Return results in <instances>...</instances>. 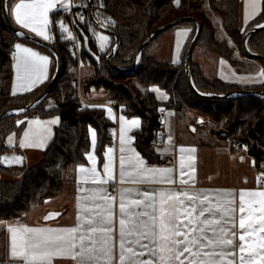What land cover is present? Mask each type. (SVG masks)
<instances>
[{
	"label": "trees",
	"instance_id": "16d2710c",
	"mask_svg": "<svg viewBox=\"0 0 264 264\" xmlns=\"http://www.w3.org/2000/svg\"><path fill=\"white\" fill-rule=\"evenodd\" d=\"M91 2L93 7H100L103 14L113 16V31L119 43L110 62L118 68L131 67L137 48L156 28L179 17H193L201 27L193 48V51L198 49L200 57L209 58L213 53L226 61L237 73H246L258 63L264 73V62L247 57L241 47L244 32L264 22V0H261L259 14L244 30L241 29L239 22L240 0H179V3L177 0H91ZM213 15L218 17L219 26H215ZM61 22L67 28L66 12L57 11L50 14L51 40L48 43L57 52L61 63L60 74L53 89L31 110L18 115H6L0 119V264H19L6 256L4 245L6 223L22 220L33 206L42 204L62 191L67 172L84 162V154L89 148L87 129L91 127L96 132V152L99 161L102 160L104 147L110 143L108 132L111 124L105 119L103 111L86 107L82 111L76 109L79 105L75 95L76 64L67 49L68 41L63 40L64 33L59 27ZM11 24L13 25L12 22ZM182 25L191 26L193 30L178 64L161 63L156 60L154 51L162 33L142 50L134 70L118 72L106 63L107 50L103 53L98 52L93 37V29L97 28L89 19L77 22L80 61L92 67V75L81 82L82 95L87 96L93 90H103L115 109H119L126 117H137L140 120V128L134 133V144L149 164L157 163L151 147L157 140L160 127L157 115L160 103L148 90L149 87L156 86L167 95L164 106L173 108L179 118L190 113L200 119L204 131L216 140L226 142L230 151L242 146L247 147L248 154L258 166L264 159V97L244 95L205 98L197 95L189 86L184 70V56L194 34L195 24L183 22L169 30ZM219 33H222V37L218 36ZM109 36L111 39L108 48L113 43V37ZM19 41L48 53L52 57L53 66L46 83L32 92L9 96L11 64L9 54L14 51L15 44ZM85 44L96 58L85 50ZM246 46L249 52L264 57V29L251 34ZM236 53L242 57L241 60ZM54 67L55 60L46 48L7 31L0 5V113L32 102L47 86ZM188 70L192 85L199 93L228 95L243 90L264 91V82L260 85L241 86L217 78L210 79L192 58ZM52 116L59 118V125L54 129L52 141L43 151L41 162L33 167H26L23 163L17 165L6 163L4 158L16 151L15 148L5 145L6 137L11 133L18 136L24 128V124L17 127L16 121L21 118ZM221 131L226 133L223 138L217 136Z\"/></svg>",
	"mask_w": 264,
	"mask_h": 264
},
{
	"label": "crops",
	"instance_id": "0c3cea01",
	"mask_svg": "<svg viewBox=\"0 0 264 264\" xmlns=\"http://www.w3.org/2000/svg\"><path fill=\"white\" fill-rule=\"evenodd\" d=\"M19 0H11L9 8ZM65 4L69 5V0H64ZM69 7V6H68ZM67 8L61 7L59 3L51 10L43 13V18L50 22V14L57 11L63 13L67 11ZM260 3L255 7L251 3L245 4V0H240L239 6V22L242 30L251 22L260 12ZM9 19L19 30L32 36L38 40L49 42L41 37L36 36L30 29H24L18 25L15 21V17L7 9ZM247 14V22H245V15ZM38 28H41L45 34L50 35L49 25L44 28L43 21L37 24ZM98 30V29H97ZM193 28L191 26H178L172 29L167 34H162L156 49L154 51L156 60L161 63L178 64L180 62L183 48L189 40L192 34ZM100 31V30H98ZM103 34H106L100 31ZM109 39L104 43V50L108 49L110 42L109 34H106ZM16 44L22 45L20 49L14 47L13 55L11 57L10 64V81L8 94L9 96H17L34 91L44 83H46L50 76L53 66L52 57L42 51L41 49L27 44L25 42H17ZM15 44V45H16ZM24 48H30L34 52L43 56L49 57V62L45 66L43 75L48 79L35 80V76L32 77L35 83H31L30 80L24 76L22 64L26 57L30 56V53L23 51ZM98 48V47H97ZM103 50V51H104ZM98 51L103 52L98 49ZM36 59V58H33ZM40 63V61H36ZM83 65V66H81ZM215 76L227 83H234L238 85L254 86L260 85L264 82V75L262 71H259L253 77L236 74L232 67L223 59H218L216 65ZM92 75V67L89 64L79 62L75 68V84L76 92L79 97L85 102V107L88 109H100L103 111L105 119L111 124V129L115 136L109 137L110 143L106 145L102 151V160L99 161V157L96 152V144L93 148L91 143V135L89 127L87 129L89 148L84 154V162L71 168L65 175V182L62 191L55 197L45 200L42 204L33 206L20 221H10L5 225V251L9 260L18 262L19 264H32L31 258L29 261H23L21 259L13 258L11 255V233L8 231L9 227L19 228L25 226L28 228L47 229L50 230V234L55 235L56 230L70 229L78 227V232L75 234L63 233L66 237L69 235L79 236L81 233H86L88 224L87 220L91 218L98 211L107 212L110 209L112 218V232L110 233V247L111 253L108 256H101L98 260L93 261L92 264H121L120 257V219H125V238L127 240H139V244L130 245L125 244V262L128 264L129 258L132 257L135 260V264H140L141 261H147L148 264H241L239 252V236L242 233L240 229L239 220L241 216L245 219V228L251 232V236L246 238V245L250 244L253 248H257L264 243L261 241V237L264 236V232L260 231V225L264 220V197L253 195L260 191H264V177L261 176L264 173V159L258 166L255 165L254 159L248 154L247 150L238 148L235 151H230L226 144L222 141L212 140L208 143L197 142H179L176 134V117L173 112H168L165 116L164 123L159 127L157 140L152 144V152L157 158V163L149 164L141 156L136 149L134 141V133L139 130L140 125L133 126L129 121L138 119L137 117H126L124 121L125 128V145H124V179L121 181V145L119 141L120 134V121L119 117L123 115L119 109H115L112 103L107 100V93L103 90H93L87 96L82 95L80 83L89 78ZM158 89L159 91H153ZM148 90L153 93L155 99L160 103L159 107H165L164 104L167 101V95L156 86H151ZM15 92V94H13ZM108 109H111L109 112ZM124 116V115H123ZM57 116L48 118H21L25 121L24 128L18 136L14 133L9 134L5 139V145L9 148H15L16 151L7 155L4 160L9 164L23 163L26 167L37 166L42 159V154L47 145L52 141L54 129L59 125H45L43 123H33L29 125L27 121H49ZM139 120V119H138ZM140 121V120H139ZM47 127L50 129L49 138L42 146H29V138L23 136L24 130H28L30 134L32 132L41 130ZM93 129V128H91ZM108 132V133H109ZM96 133V132H95ZM167 135L166 140H162L161 135ZM109 136V135H108ZM12 137L11 140L8 138ZM132 137L134 139H129ZM170 138V139H169ZM21 140L24 141L25 147L19 146ZM111 148L112 151L108 152ZM135 149V153H139V158L143 159L145 165L152 168H172L173 171L166 174L171 177L173 183H167L160 179L159 176L152 182L145 180L141 182L140 179L133 181L132 176L129 175L131 169L129 168V158H135V153L132 152ZM91 152L92 159H86V154ZM107 153V156H105ZM20 157L21 159H16ZM109 164L107 174L103 169L104 163ZM84 165L85 168H96L97 176L101 179L108 180L107 184H93L91 178L86 176L85 173L80 172L79 166ZM151 176V174H146ZM111 177L112 179H108ZM258 177L261 179L258 180ZM181 179L187 181V184H181ZM98 188L106 189V193L113 197L110 203H106L100 199L101 193L94 191ZM92 189L93 191H89ZM122 190H132L131 192L125 191V210L126 213L132 207L130 205L129 197L142 198L135 195L136 192H142L145 190H155L153 197L156 204L155 215L157 217L155 221V227H153V221L151 217H143L148 221V228H138L132 235H129V229L131 227L129 216L123 215L120 212L121 192ZM171 190L177 192L181 190H187L190 195H196L197 200L195 202L197 211L188 215L190 211L188 207L192 202L188 201L186 197L180 196L169 201L160 196V192L163 191L166 194ZM244 192L243 204L245 212L241 213L240 209V192ZM203 195L209 197V201L206 202L213 207H218L221 210L230 207L232 209L230 213L231 222L225 227L232 228L235 231V237H232L229 233L224 238H233L234 243L237 245L234 256L225 257H203L194 256L192 253L197 251L196 246L192 245L190 241L193 237L199 234L198 229L200 227L207 226L201 225L200 220L204 219L199 216V199L203 198ZM179 200H183L184 204L178 203ZM231 201V204H228ZM100 204L101 208L97 209L96 205ZM176 204L179 208V212L176 214L178 219L175 221V225H169L163 230L160 229L159 219L161 214L167 215L171 205ZM151 211V209H149ZM207 216V214H205ZM219 217V213L217 218ZM47 218V219H46ZM227 219V217H226ZM219 227V226H217ZM197 229V231H193ZM180 232L182 235H177ZM141 233H149L147 236ZM98 235V234H97ZM206 235L211 236L210 231H206ZM222 235V234H221ZM182 241L183 243H177ZM79 244V241H76ZM141 244H147V248L140 247ZM187 244L192 249L190 253L183 252L184 246ZM98 246V245H97ZM132 247L135 256L132 253L127 252V248ZM212 246L204 249V251H210ZM76 250H79L78 248ZM216 251H220L219 248ZM249 249L246 247L245 255L247 257ZM143 253V255H140ZM51 264H79V258L73 259L71 256H54Z\"/></svg>",
	"mask_w": 264,
	"mask_h": 264
},
{
	"label": "snow or ice",
	"instance_id": "6c2138e0",
	"mask_svg": "<svg viewBox=\"0 0 264 264\" xmlns=\"http://www.w3.org/2000/svg\"><path fill=\"white\" fill-rule=\"evenodd\" d=\"M10 0H4L3 6L10 11V13L15 17V21L18 25H20L24 29H30L36 36L41 37L44 40H49L51 37L48 34L37 27V24L43 21L44 28H47L49 25V21L43 18V13L47 11H51L57 3L60 4L61 7L67 8L69 5L64 3V0H19V2L14 3L13 6L9 8ZM179 3V0H177ZM251 3L253 7L256 4L260 3V0H245V4ZM80 21H84V17L80 16ZM245 22H247V14L245 15ZM55 23V22H52ZM102 27L105 25L101 24ZM61 27L63 28V22H61ZM258 27H264V25H258ZM65 31L67 29H64ZM18 36H24V32L17 33ZM87 39V38H86ZM102 39L107 41L109 39L108 36H103ZM15 47L20 49L22 45L16 44ZM100 50H104V45H100ZM24 52L30 53L29 57H26L23 60L22 68L24 72V76L26 79L30 80L31 83H35V80H40L41 76L43 79H48L47 76L43 75L45 66L49 62L48 56L40 55L37 52H34L30 48H24ZM36 58V59H33ZM40 61L37 63L36 61ZM139 59V57L137 58ZM264 75V73H262ZM35 76V80L32 77ZM153 91H159L158 89H154ZM15 94V92L13 93ZM18 112L25 111L24 109L17 110ZM110 112L111 109H108ZM125 116L121 115L119 117L120 121V134H119V141H120V151H121V172L120 178L121 181L124 179V145H125V128H124V121ZM59 122V118H53L49 121L39 122V121H27L29 125L33 123H43L45 125H56ZM25 121L17 120L16 125L19 127L21 124H24ZM129 123L133 126H139L140 121L138 119H133L129 121ZM195 129H193L194 131ZM91 135V143L93 148L95 147L96 143V133L94 129H89ZM50 129L47 127L32 132L28 130H24L23 136L29 138V146H42L44 145L45 141L49 138ZM9 140L12 137L8 138ZM129 139H134L129 137ZM170 139V138H169ZM19 146L21 148L25 147V143L21 140ZM112 149L109 148L108 152H111ZM132 152L135 153V149H132ZM107 156V153H105ZM16 159H21L20 157H16ZM86 159H92V153L89 152L86 154ZM129 168L131 172L129 173L132 176L133 181L135 182L137 179H140L141 182L147 180L148 182H152L155 180L157 176L160 177L161 180L166 181L167 183H173L174 181L171 179L170 176L166 175L173 171L172 168H152L145 165L143 159L139 158V153H135V158H129L128 161ZM109 168V164L107 162L104 163L103 169L105 174H107V170ZM80 172L85 173L86 176L91 178V182L93 184H107L108 180L101 179L97 176V169L96 168H85L84 165H80L79 169ZM146 174H151V176H146ZM264 177V173L261 174ZM109 180L112 179L111 177L108 178ZM261 177H258V180ZM181 184H187V181L181 179ZM89 191H93L89 189ZM94 191L101 193L100 199L106 203H110L113 197H110L106 193V189L98 188ZM128 191L131 192L132 190H122L121 192V202H120V212L123 215L127 214L129 216V221L131 227L129 229V235H132L138 228H148V221L144 220L143 217H151L153 221V227H155V221L157 219L155 212H156V204L153 199L155 190H145L142 192H136L135 195L137 197L142 198H131L130 205L132 206L128 213L125 210V196L124 192ZM160 196L166 200H173L174 198H178L180 196H184L187 198L188 201L192 202L188 207L190 211L187 212L188 215L197 211L196 207V195H190L187 190H181L179 192L175 190H171L169 193H165L161 191ZM253 195H258L260 197H264V191H260L258 193H254ZM244 200V192H240V209L241 213L245 212V207L243 204ZM209 201V197L207 195H203L202 199H199V216L203 217L204 219L200 220V224L207 226L200 227L198 229L199 234L190 241V243L196 246L197 251L192 253L194 256H203V257H225V256H234L237 245L234 243L233 238H224L229 233L232 237H235V231L232 228H227L225 225L231 222L230 213L232 209L230 207L221 210L218 207H213L210 204L206 205V202ZM179 204L183 205L184 201L179 200ZM228 204H231V201H228ZM96 208H101L100 204L96 205ZM151 209V211H149ZM179 212V208L176 204L170 206L167 215L161 214L159 219V226L160 229L163 230L164 228L168 227L169 225H175L176 219L178 216L176 215ZM219 213V217L217 215ZM207 214V216L205 215ZM227 217V219H226ZM47 219V218H46ZM120 227V261L121 264L125 262V244L128 243L130 245L139 244V240H127L125 238V219H120L119 221ZM88 228L86 233H81L79 236L76 235H69L65 236L63 233L75 234L78 232V227H73L70 229H59L56 230L55 235L50 234V230L47 229H37V228H28L25 226H21L19 228L9 227L8 231L12 234L11 235V255L13 258H19L23 261H29L31 258L32 264H51L52 258L54 256H71L73 259L79 258V264H92L93 261H96L101 256H108L111 253L110 247V240L111 236L110 233L112 232V218L110 209L105 211H98L94 215L91 216L90 219L87 220ZM240 229H242V233L239 236V252L242 254L240 256L241 264H264V243L257 248H253L252 245H246L245 241L246 238L251 236V232H249L245 228V219L241 216L239 220ZM219 226V227H217ZM193 231H197V229H193ZM206 231H210L212 233L211 236L206 235ZM260 231L264 232V220H262L260 225ZM98 234V235H97ZM144 236H147L149 233H141ZM177 235H182V233L177 232ZM222 234V235H221ZM261 241H264V236H262ZM79 241V244L76 241ZM177 243H183L182 241H177ZM98 245V246H97ZM212 246L210 251H204V249L209 248ZM140 247L147 248V244H141ZM246 247L249 249L247 253V257L243 255L245 253ZM79 250H76V249ZM219 248L220 251H216ZM127 252L132 253L133 256L136 255L132 247L127 248ZM192 249L187 246V244L183 248V252L180 253H190ZM143 255V253H140ZM128 264H135V260L130 257ZM140 264H148L147 261H141ZM214 264V262H213ZM230 264H234V262H230Z\"/></svg>",
	"mask_w": 264,
	"mask_h": 264
},
{
	"label": "water",
	"instance_id": "95a60500",
	"mask_svg": "<svg viewBox=\"0 0 264 264\" xmlns=\"http://www.w3.org/2000/svg\"><path fill=\"white\" fill-rule=\"evenodd\" d=\"M11 1V0H10ZM89 6H92V2L91 0H87ZM4 0H1V14H2V18H3V22L5 24V27L7 29V31L11 32L12 34L16 35L19 38H23L25 40L31 41L33 43H35L38 46L44 47L46 48L50 54L53 56L54 60H55V69H54V73L50 79V81L48 82L47 86L44 88V90L29 104L22 106V107H18V108H11L9 110H6L5 112L0 113V119H2L4 116L6 115H18V114H22L23 112H26L28 110H31L32 108H34L37 104H39L47 95L48 93L53 89L59 74H60V68H61V63H60V59L57 55V52L55 51V49L48 43V42H44L41 40H38L32 36H29L28 34H25L24 36H18L17 33L22 32L21 30L15 28L9 19L8 13H7V9L3 6ZM89 20L91 21V23L100 31L109 34L113 37V43L112 45L109 47L108 52L106 54L105 60L106 63L108 64V66L118 72H129L134 70L137 67L138 64V60L137 59L140 56V53L142 52V50L153 40L155 39L158 35L164 33L165 31L175 27L176 25L183 23V22H192L195 24V31L193 36L190 39V42L187 46L186 52H185V56H184V70H185V75L188 81L189 86L191 87V89L199 96L201 97H205V98H225V97H235V96H244V95H250V96H254V97H264V91H247V90H243V91H237V92H233L231 94L228 95H211V94H204V93H199L197 92L191 82L190 79V75H189V62L191 60V55H192V51L193 48L195 46L196 40L200 34L201 31V27L199 22L193 18V17H179L176 20L167 23L165 25H162L158 28H156L153 32L150 33V35L147 37V39L137 48L133 60H132V64L131 67L127 68V69H122V68H118L116 66H114L113 64H111L110 62V58L112 56H114V54L117 51V46L119 43L118 37L115 34L114 31L109 30L106 26L102 27L100 23H98L97 21H95L91 14H89ZM258 25H264V22H262L261 24ZM258 25L252 26L250 27L248 30H246L243 34L242 40H241V47L242 50L244 51V53L246 54L247 57L254 59V60H258L261 62H264V57L258 54H254L248 51L247 46H246V42L248 37L256 32L261 31L262 29H264V27H258ZM20 109H24L25 111L23 112H18L17 110ZM217 136L220 138H223L226 136V133L221 131L217 133Z\"/></svg>",
	"mask_w": 264,
	"mask_h": 264
},
{
	"label": "rangeland",
	"instance_id": "374dc122",
	"mask_svg": "<svg viewBox=\"0 0 264 264\" xmlns=\"http://www.w3.org/2000/svg\"><path fill=\"white\" fill-rule=\"evenodd\" d=\"M214 17V23L215 26H219V19L216 15H213ZM61 31L64 33L63 40L68 41L71 36L69 34V32H67V30L65 31L64 29L66 28V25L63 24V28L61 27V25L59 26ZM171 30L166 31L164 34L169 33ZM103 36H107L106 34L101 33L100 31H98L97 29H93V37H94V41L96 44V47H98V49L100 48V45L106 42L102 39ZM219 37H222V33H219L218 35ZM160 39V38H159ZM158 39V40H159ZM188 42V40H187ZM186 42V43H187ZM230 43V42H229ZM231 44V43H230ZM110 45V42L108 44V46ZM109 49V48H108ZM104 50L103 52L106 51V54L108 52ZM85 50L90 53V55L93 58H96L94 53L91 51V49L88 47L87 44H85ZM99 53H103L98 51ZM236 56L239 58V60L242 59L241 56H239L238 53H236ZM192 60L195 61L196 63H198L200 65V67L202 68V70L204 71L206 77L212 79V78H216V65L218 62L219 57L215 54H211L209 58H205V57H200L199 53H198V49H195L192 53ZM83 66V65H81ZM55 69V67H54ZM233 71L236 74H240V75H244V76H249V78L254 75H256L260 70V66L258 63H255L246 73H237V71L232 68ZM54 73V72H53ZM75 75V73H74ZM81 86V83H80ZM243 86V85H242ZM245 86V85H244ZM76 87V84H75ZM170 108V107H166ZM167 113L171 112L168 109L166 110ZM166 113V114H167ZM175 117H176V134H177V139L179 142H191L193 141L194 143L197 142H201V143H208V141H212V140H216L215 137L209 136L205 131H204V127L201 124V120L198 118H195L192 114L187 113L186 115L182 116L181 118L178 117V115L176 114V112L174 113ZM194 121V123H193ZM193 129H195L193 131ZM224 144H226V142H224Z\"/></svg>",
	"mask_w": 264,
	"mask_h": 264
},
{
	"label": "built area",
	"instance_id": "2783aa9c",
	"mask_svg": "<svg viewBox=\"0 0 264 264\" xmlns=\"http://www.w3.org/2000/svg\"><path fill=\"white\" fill-rule=\"evenodd\" d=\"M67 14V32H69L71 38L68 40L67 49L69 50L71 56L75 60V64L77 65L80 62V49L79 42L77 38V29L76 23L81 22L80 16L82 15L85 19H89V14H91L92 18L100 24L105 25L109 30L113 31V16L103 14V11L100 7L89 6L87 0H69V7L66 11ZM13 52L9 54L11 58ZM76 97L79 100V105L76 108L78 111H82L85 108V102L79 97L76 92ZM171 112H175L173 108H167ZM166 107H159L157 109L158 122L160 127L164 123V119L167 113ZM109 137L115 136L114 132L110 131L108 133ZM162 140H166L167 135H161ZM241 149L247 150V147L242 146Z\"/></svg>",
	"mask_w": 264,
	"mask_h": 264
}]
</instances>
